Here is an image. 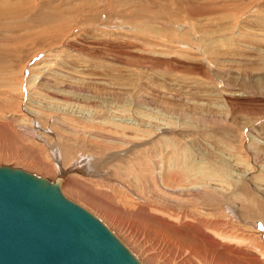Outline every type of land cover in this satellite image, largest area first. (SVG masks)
<instances>
[{
    "label": "rangeland",
    "instance_id": "obj_1",
    "mask_svg": "<svg viewBox=\"0 0 264 264\" xmlns=\"http://www.w3.org/2000/svg\"><path fill=\"white\" fill-rule=\"evenodd\" d=\"M177 148L218 173L212 219L261 245L252 230L264 234V0H0V164L62 174L64 194L145 264L147 252L155 264H189L175 246L159 248L162 225L124 205L180 213L173 227L206 248L187 225L200 222L170 198L184 178ZM195 172L179 192L201 188ZM212 237L214 252L264 264L246 244Z\"/></svg>",
    "mask_w": 264,
    "mask_h": 264
},
{
    "label": "water",
    "instance_id": "obj_2",
    "mask_svg": "<svg viewBox=\"0 0 264 264\" xmlns=\"http://www.w3.org/2000/svg\"><path fill=\"white\" fill-rule=\"evenodd\" d=\"M63 182L0 164V264H145Z\"/></svg>",
    "mask_w": 264,
    "mask_h": 264
},
{
    "label": "bare ground",
    "instance_id": "obj_3",
    "mask_svg": "<svg viewBox=\"0 0 264 264\" xmlns=\"http://www.w3.org/2000/svg\"><path fill=\"white\" fill-rule=\"evenodd\" d=\"M113 122V121H112ZM93 123V122H92ZM92 123H90L91 125H92ZM83 125V124H82ZM90 125V127L89 128H91V129H94V128H92V126ZM100 125V124H99ZM99 125H96L97 127L99 126ZM88 125L86 124V127H87ZM121 128V127H120ZM99 129V128H98ZM123 129H125V127L123 126ZM130 129V128H129ZM95 130V129H94ZM120 130H122V129H120ZM126 130V129H125ZM116 131V130H115ZM114 131V132H115ZM119 132V131H118ZM116 133V132H115ZM96 136V135H95ZM97 137V136H96ZM158 141V140H157ZM170 143V142H169ZM244 145V144H243ZM185 148V147H184ZM174 149V148H173ZM178 149V148H177ZM178 150H180V149H178ZM178 150H174L173 152H171L172 154L174 153L175 154V157H174V160H173V165L176 167L177 166V168L179 169H181L182 168V170H184L182 173L183 174H180L181 172H179V170H178V172H177V176L178 175H183L184 176V178L182 179H178V178H180L179 176H178V184H176L177 186L179 185V186H183V185H181V183H182V181L183 180H186L185 178V176H188L190 173H191V171H192V173H193V170H199V173H197V172H195V173H197V174H199V177L197 178V177H195V178H197V179H194L192 182H193V184H195V183H197V182H199V183H201V188L199 187V184H198V187H197V189H196V191H194V190H190V191H183V192H179L180 190H184L185 188H183V187H179V188H177L176 189V187H171L172 189L171 190H175V191H169L170 192V198H173L174 200H176L178 203H179V205H181V206H183L184 208H186L187 209V212H190L191 214L190 215H192L193 216V219H194V221L195 220H197L198 222H200V223H198V224H195V225H193L192 223L190 224V223H187V225L189 226V227H193V226H195V227H197V228H199V229H201V232H203L202 234H200L201 236V240H200V238H199V235H198V238H199V240H200V242H202L203 244H205L206 245V248L204 249L203 247V249L201 248V247H193L192 245H193V241H192V239H195V240H197V236L195 237L194 235V231L193 230H189V231H186V230H184L183 228H182V225L180 226V227H173V225H172V223H180L181 222V215H180V213H176L175 214V212H170V211H167L166 209H162L161 208V206H160V208L159 207H157V206H153V205H141V208H137V206H136V201H129V199L128 200H126V201H124V205L126 206V207H128V209H132V210H134V211H136V210H138V211H140L142 214H145V218L146 219H148L149 221H150V223H158L159 225H162V226H160V227H162L163 228V230H161V231H159L157 228V231H159V233L161 232L162 233V236H163V242H162V244L163 245H161L159 248H166V249H168L167 248V246H171V249L172 248H174L173 246H175V250H176V252H178V253H176V254H178V257L180 256L181 257V259H180V257H179V259L180 260H182L183 259V261L185 260V262L186 261H188V263L190 264L191 262L192 263H194V264H240V261L239 260H236V259H234V258H231V256H230V254L229 253H226V252H220V254H218V253H216V252H214L213 251V248H215V244H216V242H215V240H214V238L212 237V236H217V237H219L220 238V240L221 239H224V240H228V241H232V242H237L238 244H241V245H244V244H246L247 245V247H251V249L249 250V251H251L252 250V254H254V255H260V254H264V234H263V232L262 233H260L261 232V230L259 229V226L260 225H257L256 223H255V225H254V229L252 230V231H254L253 233H254V236L255 235H257V237H259V238H261L262 240H260L261 241V245L258 243V244H256V242H254V237H253V235H252V237H249V236H247V234L244 232V230H243V233L242 234H240V235H238V234H236V233H234L235 235H233V233H231V232H228V231H226L225 230V228H223V226H220L219 225V223H221V221H220V219H218V218H216V220H213L212 218V216H213V214H212V211L213 210H211V212H210V207H211V204H209L208 202H211V199L212 198H210L209 199V196H212V186L210 185H208L209 183H210V180L211 181H213L212 180V178L213 177H216V176H214V174L215 175H217L218 173H215L214 172V174L212 175L211 174V172L210 171H206V170H202V169H204V168H202V169H195V168H193V165L192 164H189L188 163V161H185V159H184V157H182V155H181V157H180V154H181V150H180V152H178ZM184 152V151H183ZM53 153H56V154H54V156H55V158H59L58 157V154H59V152H57V149H55V147H54V150H53ZM179 154V155H178ZM183 154V153H182ZM84 156V155H83ZM171 156V155H170ZM185 156V155H184ZM64 157V156H63ZM66 157V156H65ZM192 157V156H191ZM69 158V157H68ZM173 158V157H172ZM171 158V159H172ZM70 159V158H69ZM168 159V158H167ZM170 159V157H169V160H171ZM191 160V159H190ZM163 161H165V160H163ZM167 161V160H166ZM166 161H165V163H166ZM150 162H151V160H150ZM171 161H169V163H170ZM168 163V162H167ZM168 163V164H169ZM75 164H77V163H75ZM171 164H172V162H171ZM154 165H155V163H154ZM170 165V164H169ZM99 166V165H98ZM147 166V165H146ZM174 166H172V167H174ZM184 166V167H183ZM176 170L177 169H175V172H176ZM93 171V170H92ZM94 172H100L99 170H97V169H95V171ZM179 173V174H178ZM213 173V172H212ZM108 174H109V172H108ZM174 174V173H173ZM196 174V175H197ZM175 175V174H174ZM195 174H194V176H196ZM210 175H212V176H210ZM219 177H221L220 175H218ZM172 177H173V175H172ZM172 177H171V179H172ZM174 177H176V176H174ZM189 177V176H188ZM187 177V178H188ZM191 177V176H190ZM193 177V176H192ZM191 177V178H192ZM194 178V177H193ZM217 178V177H216ZM65 179V178H64ZM190 179V178H189ZM222 179V178H221ZM174 180V179H173ZM182 180V181H181ZM188 180V179H187ZM215 181L217 180V179H214ZM141 181V180H140ZM172 181V180H171ZM249 181H250V178H249ZM173 183L175 182V180L174 181H172ZM181 182V183H180ZM218 182H220V181H218ZM64 183V182H63ZM173 183H172V185H173ZM175 183H177V181L175 182ZM190 183V182H189ZM248 183V182H247ZM168 185V184H167ZM171 185V184H170ZM244 185H245V183H244ZM197 186V185H196ZM243 186V185H242ZM212 187V188H211ZM241 187V186H240ZM245 187V186H244ZM243 187V188H244ZM148 188V187H147ZM170 188V187H169ZM198 188H200V189H198ZM242 188V187H241ZM243 188H242V190H243ZM144 189V188H143ZM214 189V188H213ZM234 189V188H233ZM142 190V189H141ZM149 190V189H148ZM202 190V192H200ZM62 191H63V184H62ZM234 191V190H233ZM174 192H176V194L174 193ZM64 193V192H63ZM141 193H142V191H141ZM140 193V194H141ZM150 193V192H149ZM242 193H245L244 191L242 192ZM155 194V193H154ZM149 195V194H148ZM168 195V194H167ZM201 195H204V197L207 199H205V201H207V202H200V200L202 199V196ZM150 196V195H149ZM160 196V195H159ZM169 196V195H168ZM213 197V196H212ZM240 197V196H239ZM141 198V197H140ZM71 199V198H70ZM73 200V199H72ZM135 200V199H134ZM142 200V199H141ZM148 200V199H147ZM241 200V199H240ZM219 201V200H218ZM76 202V201H75ZM139 203H140V201H138ZM213 202V201H212ZM78 203V202H77ZM251 203V202H250ZM80 204V203H79ZM214 204V203H213ZM224 204V203H223ZM253 204V203H252ZM83 206V205H82ZM187 206H189V207H187ZM190 206L191 207H193L194 206V208L195 209H200V210H198V213L197 212H195V211H193L192 209L193 208H190ZM216 208V207H215ZM208 209H209V211H208ZM223 210V209H222ZM214 212V211H213ZM216 213V212H215ZM217 214V213H216ZM219 214V213H218ZM218 214H217V216L216 217H218ZM185 219L187 220V218H188V216H190L188 213H185ZM215 215V214H214ZM197 216V217H196ZM222 216V215H221ZM221 216H219V217H221ZM225 216H226V214H225ZM214 218H215V216H214ZM225 218V217H224ZM230 218V217H229ZM260 219V218H259ZM185 221V220H184ZM214 221V222H213ZM149 224V223H148ZM157 224V225H158ZM183 224H184V222H183ZM140 225V224H139ZM180 225V224H179ZM187 225H185V226H187ZM141 226H143V224L141 225ZM148 226V225H147ZM151 227V226H150ZM155 227V226H154ZM158 227V226H157ZM184 227V226H183ZM257 227V228H256ZM203 228V229H202ZM150 230V229H149ZM155 230V229H154ZM153 231V230H152ZM156 231V230H155ZM154 231V232H155ZM211 233H213L214 235H212V236H210L211 235ZM252 233V234H253ZM256 233V234H255ZM155 234V233H154ZM199 234V233H198ZM151 236V235H150ZM156 236H158L157 235V232H156ZM152 237V236H151ZM181 237H184L185 239H186V241L184 240V244H181L180 243V239H181ZM203 237V238H202ZM162 238V237H161ZM179 238V239H178ZM218 238V239H219ZM217 239V240H218ZM162 241V240H161ZM161 241H160V243H161ZM231 242V244H233ZM186 243V244H185ZM230 243V242H229ZM166 244V245H165ZM236 244V243H235ZM223 245V244H222ZM221 245V246H222ZM250 245V246H249ZM128 246V245H127ZM240 246V245H239ZM236 247V246H235ZM241 247V246H240ZM244 247V246H243ZM242 248V247H241ZM165 249V250H166ZM223 249V248H222ZM149 250V249H148ZM160 250V249H159ZM168 250H170V249H168ZM237 250V249H236ZM244 250V249H243ZM247 250V249H246ZM248 251V252H249ZM164 252V251H163ZM173 252V251H172ZM142 253V252H141ZM148 254L146 255V257H147V260L148 261H150L151 262V264H155V257H156V255H155V257H154V255H152V254H150L149 252H147ZM235 253V252H234ZM245 253H247V252H245ZM157 254V253H156ZM227 254V255H226ZM175 257V256H174ZM256 257V256H255ZM157 259V258H156ZM175 262V261H174ZM249 264V263H248Z\"/></svg>",
    "mask_w": 264,
    "mask_h": 264
}]
</instances>
